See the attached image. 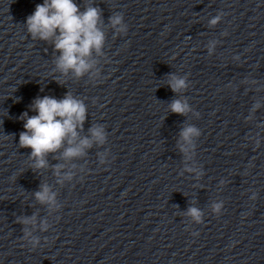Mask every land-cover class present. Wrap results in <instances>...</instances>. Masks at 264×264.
<instances>
[{
  "label": "clouds",
  "instance_id": "1",
  "mask_svg": "<svg viewBox=\"0 0 264 264\" xmlns=\"http://www.w3.org/2000/svg\"><path fill=\"white\" fill-rule=\"evenodd\" d=\"M219 16L210 21L215 25ZM100 21V10L96 7H87L84 12H80L74 0H44L43 4H37L34 13L26 19L28 32L33 39L39 37L42 40H49L55 37V49L60 51L56 63L63 72L69 69L74 70L77 76L83 75L91 65L86 61V57L91 55L93 49L97 52L104 42V33L97 27ZM113 27L122 23L121 15L110 17ZM124 31V28H120ZM58 32V35H57ZM169 85L173 92H179L186 87L185 79L172 75ZM32 109L37 113L29 116L23 113L20 119L25 120V131L20 133V147L30 148L31 158H35L34 168H44L46 166L45 156L48 153L56 152L64 140L67 138L68 144L73 145L77 139V126L83 125L85 121V105L74 99L71 94H66L62 100H57L50 96L37 98ZM170 110L177 114H186L189 110L186 102L174 100L170 105ZM93 139L102 142L104 139L102 129L93 127L90 129ZM196 133L194 127H186L181 136L184 140ZM92 141L85 138L78 145L68 147L64 153V158L79 156L83 150L91 146ZM185 151V149H182ZM62 167L57 166L58 169ZM36 199L41 203L53 202L54 194H50L47 185L41 186V191L35 193ZM221 205L214 206L219 211ZM188 215L200 220L201 212L195 208L188 209ZM33 218H25L22 222L32 223Z\"/></svg>",
  "mask_w": 264,
  "mask_h": 264
}]
</instances>
